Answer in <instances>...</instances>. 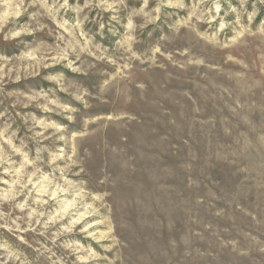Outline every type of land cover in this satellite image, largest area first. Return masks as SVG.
Returning <instances> with one entry per match:
<instances>
[{"label": "rangeland", "instance_id": "rangeland-1", "mask_svg": "<svg viewBox=\"0 0 264 264\" xmlns=\"http://www.w3.org/2000/svg\"><path fill=\"white\" fill-rule=\"evenodd\" d=\"M0 264H264V0H0Z\"/></svg>", "mask_w": 264, "mask_h": 264}]
</instances>
